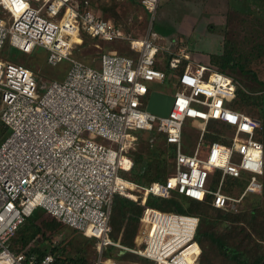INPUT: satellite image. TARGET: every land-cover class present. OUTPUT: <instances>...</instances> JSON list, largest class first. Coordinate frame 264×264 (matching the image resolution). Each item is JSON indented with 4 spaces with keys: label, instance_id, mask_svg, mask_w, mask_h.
<instances>
[{
    "label": "built area",
    "instance_id": "built-area-1",
    "mask_svg": "<svg viewBox=\"0 0 264 264\" xmlns=\"http://www.w3.org/2000/svg\"><path fill=\"white\" fill-rule=\"evenodd\" d=\"M139 2L151 15L158 5V0ZM119 26L96 15L88 0L83 6L78 0H0V264L54 261L50 251L39 258L31 243L9 247L37 208L95 238L100 255L103 247L113 246L155 264H198V217L155 209L146 198L177 194L237 212L245 195L262 187L257 176L264 172L263 143L256 136L257 121L229 105L234 78L207 63L192 66L188 50L171 42L161 67L160 37L151 26L143 38L124 34ZM85 37L125 41L133 54L94 42L97 65L86 63L75 56ZM6 44L25 53L40 46L52 66L68 60L65 78L45 85L31 69L3 56ZM154 80L175 88L166 116L146 109L151 90L145 82ZM191 119L200 122L195 146L186 152L185 126ZM209 124L223 130L217 140L207 137L215 134ZM140 132L161 134L171 148V170L163 180L147 186L129 181L133 187H128L120 171L131 170L129 150ZM227 178L247 181L240 195L223 191ZM116 194L140 200L134 236L139 244L133 247L108 236ZM100 255L96 264H117Z\"/></svg>",
    "mask_w": 264,
    "mask_h": 264
},
{
    "label": "rangeland",
    "instance_id": "rangeland-1",
    "mask_svg": "<svg viewBox=\"0 0 264 264\" xmlns=\"http://www.w3.org/2000/svg\"><path fill=\"white\" fill-rule=\"evenodd\" d=\"M78 1L82 2L83 0ZM88 2L96 15L104 20L109 19L116 22L120 25L119 27L124 34L134 38L145 37L151 26V32L160 37L156 39V42L160 45L158 57L160 58L159 66L161 67L167 63L166 50L170 42L181 45L188 50L190 56H192L190 60L192 66L197 62H207L200 60V56L219 55L225 53L226 50H232L236 59L238 54L243 55L244 58L239 59L243 65L247 61L248 63H254L256 49L264 42V20L252 27L253 16L264 19V0H158L153 15L141 6L139 0H88ZM11 20L10 16L6 18L7 25ZM84 42H86V45L78 48L75 55L90 64L97 65L95 56L98 49L91 44L94 42H98L104 50L116 49L126 55L132 53L125 41L112 42L85 37ZM228 46L229 49H227ZM2 54L11 61L31 69L38 80L45 85H48L52 80L62 81L69 69V61L66 59H61L56 65H49L46 61L47 51L40 46L35 47L30 53H25L6 44ZM258 61L260 62L248 66L252 69L260 68V77H263L264 65L261 63L263 58ZM221 65H223L222 62H220L219 67L233 77L230 68ZM234 70L236 75L233 78L238 87L249 92L250 88L257 85L252 82L250 74L242 75L239 73L238 67ZM145 83L151 91L155 90L169 95H172L175 91L173 84L164 81L154 80ZM45 89L46 86L43 91ZM243 112L254 118L258 124L257 130L260 129L261 118L258 110L250 109L248 112ZM199 122L198 119H191L188 126H185L187 133L184 137L183 150L186 152H191L195 146L196 127ZM193 123L194 126H191L190 124L193 125ZM210 125H212V128ZM208 128L216 135L223 133V130L216 124H209ZM153 149L164 151L166 162L162 169L165 170L166 175L171 170L169 149L158 133H138L134 146L129 150V153H139L140 150L150 153ZM257 177L258 181L264 185V174ZM234 194L231 193V195ZM253 204L259 205L264 211V196L261 194V188L247 193L241 202L240 208L246 209ZM45 218V216H41L38 221L41 224L42 233L36 239V244L40 249H45L47 252L52 247H58L64 249L66 255L70 257L83 256L91 262L99 260L100 253L98 250L96 251V240L93 241L81 232L74 231L64 225L52 232L49 228L50 224L46 226L48 221ZM217 232L220 231L217 230ZM254 238L255 240L250 241L252 250H264V240ZM240 241L241 246L248 242V240L243 239H240ZM135 245H138V238ZM106 249L110 257L119 255V259L115 260L117 264H155L135 252L120 251L119 248ZM206 250L210 259L215 260L217 258V252L209 244L206 245ZM104 252L105 250H101V253L104 254ZM102 256L105 259L106 254ZM202 257L204 255H200L199 259L201 260H198V264H205Z\"/></svg>",
    "mask_w": 264,
    "mask_h": 264
},
{
    "label": "trees",
    "instance_id": "trees-1",
    "mask_svg": "<svg viewBox=\"0 0 264 264\" xmlns=\"http://www.w3.org/2000/svg\"><path fill=\"white\" fill-rule=\"evenodd\" d=\"M83 3L84 0L81 2L82 6ZM252 19V27L260 23L261 20H264L263 18L257 16H253ZM114 23L119 25L116 22ZM252 30L254 31V29ZM84 45H86V42L83 41V46ZM257 48L258 49H256L254 57V63H248L247 61L246 64H241L239 59L244 58L243 55L240 56L238 54L236 59L232 50H226L225 53L219 55L209 54L208 61L206 63L215 67L216 69H219L220 71L225 72L223 68L221 69V67H219L220 62H222L223 65L221 66L229 67L233 77L236 75V71L234 69L237 67L240 70L239 73L242 75L250 74L252 76V82L256 83L257 85L253 88L249 87V92H246L243 88L236 85L234 97L229 105L233 109L241 112H248L250 109L258 110L259 116L261 118V126L260 129L257 130L256 136L263 143L264 148V76L260 77V68L252 69L248 66L250 64L254 65L257 62H260L258 60H262V58L263 62L261 63L264 65V42ZM227 49H229V46ZM131 54H133V52ZM184 63L185 62L182 63V66H184ZM210 126L212 128V125ZM0 132H4V129H0ZM159 135L163 141V137L161 134ZM207 137L215 140L218 139V135L216 134H207ZM167 148L169 149V157H171V148L169 146H167ZM129 156L133 160V166L131 170L120 171L121 176L127 181L133 182L140 186H147L153 181L165 179L166 175L168 174L167 173L165 175V170L162 169V166L166 162V155L162 150L153 149L150 151V153H145L143 150H140L139 153H129ZM246 185V180L240 178H227L223 191L229 194L235 193L234 196H238L242 193ZM261 194L264 196L263 184L261 187ZM146 204L158 210L192 214L198 217L199 222L196 228L194 239L200 247V255H204L202 260H205V264H263L264 250L258 249L253 251L250 247V241L255 240L254 237L264 240V211L259 205H257L258 203L253 204L246 209L239 208L237 212H232L214 208L207 199L204 201H196L183 195L175 194L169 198H161L149 195L146 198ZM141 210L142 207L140 206V200L133 201L119 194L114 195L109 216V238L113 241H116L118 238H120L121 244L128 247H133L136 243H134V236L140 227L139 216L141 214ZM41 216L46 217L45 219L48 221L46 222V226L50 224L49 228L52 232L63 226V224L55 217L51 216L43 209L37 208L29 217L26 218L24 223L18 228L14 237H12L9 243V247L12 250H17L31 243V251L35 252L39 258L44 256L46 250L40 249L36 244V239L40 233H42V230L40 229L41 224L38 223ZM217 230L220 232L218 233ZM88 238L92 239L93 241L96 240L93 237ZM240 239L248 240V242L241 246ZM207 244H209L215 249V252H217L218 256L215 260L208 257L206 250ZM106 248H111L110 250H112L114 247H103L102 250H105L104 254H106L105 259H108L111 257L107 253ZM49 251L54 255V261L51 264L97 263V261L93 260L91 262L83 256H77L75 258L67 256L64 249H59L58 247H52ZM104 254L101 253V260H105L102 258V255ZM118 256L112 258L118 260Z\"/></svg>",
    "mask_w": 264,
    "mask_h": 264
},
{
    "label": "water",
    "instance_id": "water-1",
    "mask_svg": "<svg viewBox=\"0 0 264 264\" xmlns=\"http://www.w3.org/2000/svg\"><path fill=\"white\" fill-rule=\"evenodd\" d=\"M172 103L173 97L171 95L154 90L149 94L146 109L153 114L166 116L169 113Z\"/></svg>",
    "mask_w": 264,
    "mask_h": 264
},
{
    "label": "crops",
    "instance_id": "crops-1",
    "mask_svg": "<svg viewBox=\"0 0 264 264\" xmlns=\"http://www.w3.org/2000/svg\"><path fill=\"white\" fill-rule=\"evenodd\" d=\"M190 55V54H189ZM192 57V56H190ZM199 57V56H198ZM200 60H205V61H208V55H206L205 57H199ZM206 63V62H205Z\"/></svg>",
    "mask_w": 264,
    "mask_h": 264
},
{
    "label": "bare ground",
    "instance_id": "bare-ground-1",
    "mask_svg": "<svg viewBox=\"0 0 264 264\" xmlns=\"http://www.w3.org/2000/svg\"><path fill=\"white\" fill-rule=\"evenodd\" d=\"M125 184H126L128 187H129V186H130V187H133V185L130 184L129 181L125 182ZM138 244H139V242H138Z\"/></svg>",
    "mask_w": 264,
    "mask_h": 264
},
{
    "label": "snow or ice",
    "instance_id": "snow-or-ice-1",
    "mask_svg": "<svg viewBox=\"0 0 264 264\" xmlns=\"http://www.w3.org/2000/svg\"><path fill=\"white\" fill-rule=\"evenodd\" d=\"M228 119H230V120H234L235 117L229 116Z\"/></svg>",
    "mask_w": 264,
    "mask_h": 264
}]
</instances>
